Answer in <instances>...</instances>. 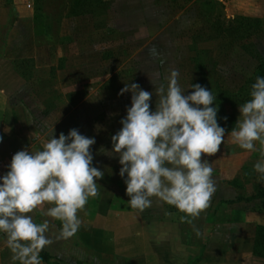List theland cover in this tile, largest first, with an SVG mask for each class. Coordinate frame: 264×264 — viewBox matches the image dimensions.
I'll return each mask as SVG.
<instances>
[{
  "label": "rangeland",
  "instance_id": "rangeland-1",
  "mask_svg": "<svg viewBox=\"0 0 264 264\" xmlns=\"http://www.w3.org/2000/svg\"><path fill=\"white\" fill-rule=\"evenodd\" d=\"M106 1L104 14L72 17L76 0H42L40 8L52 30L48 37L39 39L40 63L17 66L21 76L32 82L20 89L19 101L26 103L35 119L53 109L59 115L72 116L69 125L95 138L90 149L93 166L104 172L103 180L116 182L122 179L119 157H109L104 150L112 151L111 137L121 129L120 121L131 106V93L120 96L121 89L125 83H137L154 93L149 77L166 85L175 69L185 95L192 92L191 84H200L216 96L212 106L219 108L217 119L226 136L220 152L202 159L212 162L213 178L216 186L222 185L224 202L231 204L264 192V181L253 171L259 151L240 149L230 136L243 104L234 95L250 88L262 73L264 77V61L255 57L264 58V0ZM30 6L21 18L15 11V0H0V17L13 21L12 29L18 32L12 43L19 47L36 37L35 22L29 21L38 7L34 3ZM152 49L156 55L151 54ZM62 68L68 71L58 74ZM156 100L153 95V111ZM253 202L257 203L255 209L264 213V198ZM176 215L170 218L181 220L183 214ZM193 222L199 230L202 219ZM188 228L185 226L186 232H190ZM185 238L198 242L200 234L189 233ZM73 242L68 238L60 248L54 242V254L76 264L83 253Z\"/></svg>",
  "mask_w": 264,
  "mask_h": 264
},
{
  "label": "clouds",
  "instance_id": "clouds-1",
  "mask_svg": "<svg viewBox=\"0 0 264 264\" xmlns=\"http://www.w3.org/2000/svg\"><path fill=\"white\" fill-rule=\"evenodd\" d=\"M151 54L156 55V50ZM179 75L172 69L166 85L149 77L154 93L137 83H125L119 95L131 93V106L120 121L121 129L111 137L112 151L104 152L119 157V175L132 209L150 207L155 197L183 213L184 220L198 217L217 191L212 162L202 157L220 152L226 129L218 123L219 108L212 106L216 100L212 91L191 84L192 92L185 95ZM153 95L157 97L154 111ZM238 110L230 132L232 142L240 149L259 151L253 171L264 181V77H256L250 99ZM3 138L0 135V143ZM95 143L94 137L78 129L59 138L53 129L42 150L14 154L8 171L0 176V236L6 238L14 261L43 264L40 252L54 242L48 235L50 220L35 222L30 215L34 210L46 208L45 216L61 222L57 240L77 233L78 212L99 195L96 181L104 176L93 166L90 149Z\"/></svg>",
  "mask_w": 264,
  "mask_h": 264
},
{
  "label": "crops",
  "instance_id": "crops-1",
  "mask_svg": "<svg viewBox=\"0 0 264 264\" xmlns=\"http://www.w3.org/2000/svg\"><path fill=\"white\" fill-rule=\"evenodd\" d=\"M37 1L15 0V11L22 18L28 13L26 8H31L30 3ZM8 18L0 17V135L4 137L0 143V163L3 164L0 176L6 174L18 151L42 150L53 129L56 138L77 129L69 125L72 116L59 115L56 109L35 119L26 103L17 98L20 89L32 84L21 76L17 66L23 62L31 66L39 64L41 48H38L37 37L25 47L14 45L12 38L18 31L12 29L13 21ZM30 18L33 21L29 22H35V12ZM6 30H9L8 35L4 34ZM35 69L37 72L38 67ZM64 69L58 74L68 71ZM8 129L10 132L5 131ZM96 183L101 187L99 195L90 198L86 207L78 212L80 228L71 237L75 247L83 253L76 264H264V213L260 208L255 209L257 203L253 201L226 204V198L220 194L221 183L217 184L209 206L198 217L188 218L191 222L172 220L170 217L180 212L155 197L150 207L132 209L128 195L122 192L126 189L123 179L111 183L100 179ZM45 210H34L30 215L37 223L39 218L50 220L52 230L48 235L52 238V233L59 234L61 222L45 216ZM197 218L202 219L199 230L193 222ZM185 226L188 231V227L191 228L190 232H186ZM196 232L200 234L198 242L185 238ZM56 236L52 239L58 247L65 246L67 239L57 240ZM5 239L0 236V264H19L13 260ZM54 242L42 250L49 256L42 259L43 264H70L54 254Z\"/></svg>",
  "mask_w": 264,
  "mask_h": 264
},
{
  "label": "trees",
  "instance_id": "trees-1",
  "mask_svg": "<svg viewBox=\"0 0 264 264\" xmlns=\"http://www.w3.org/2000/svg\"><path fill=\"white\" fill-rule=\"evenodd\" d=\"M41 2H42V0H38L36 3V6L38 7V4H40ZM41 4L38 8H36V12H35V26H36L35 32H36V37H37L38 43L40 42L39 39H41L43 37L44 38L48 37L49 32L52 30L51 25L47 21L46 15L42 14L43 10H42V8H40ZM73 6H74L73 13L70 14V16H72V17L87 16V15H91L94 13H95V15H99V14L101 15L107 11L108 2L106 0H76V3H74ZM96 12H98L99 14H97ZM255 57H258V59H260V61H264V58L262 56L260 57L259 55H255ZM23 64H28V63L23 62ZM261 70L263 72L264 65H261ZM261 76L263 77V73ZM250 91H251V87L244 89V91H242L241 93H238L237 95H234V96L237 98H240L242 103H245L247 100L250 99ZM232 98H234V97H232ZM259 198H264V192L260 193L256 197H252L250 199H239L238 202H243V201L251 202V201H253L255 199H259ZM41 258L45 259V258H49V256L45 252L42 251Z\"/></svg>",
  "mask_w": 264,
  "mask_h": 264
},
{
  "label": "built area",
  "instance_id": "built-area-1",
  "mask_svg": "<svg viewBox=\"0 0 264 264\" xmlns=\"http://www.w3.org/2000/svg\"><path fill=\"white\" fill-rule=\"evenodd\" d=\"M2 168H3V164H2V163H0V171L2 170Z\"/></svg>",
  "mask_w": 264,
  "mask_h": 264
}]
</instances>
